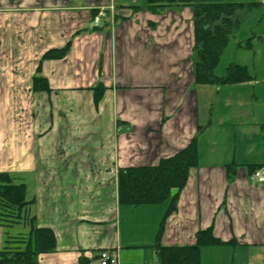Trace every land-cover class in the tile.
<instances>
[{"label":"crops","instance_id":"crops-1","mask_svg":"<svg viewBox=\"0 0 264 264\" xmlns=\"http://www.w3.org/2000/svg\"><path fill=\"white\" fill-rule=\"evenodd\" d=\"M145 4L0 0V23L29 17L30 36L41 33V56L72 41L64 58L43 62L52 88L45 92L49 113L59 122L70 119L68 128L59 127L64 140L50 138L53 124L39 142L2 149L0 141V172L32 189L27 214L57 237L56 250L40 254L39 264H78L83 255L99 264L101 249H118L121 264H158L152 246L168 202L120 204L118 171L157 164L184 149L200 128L199 164L167 218L162 243L192 244L197 231L213 225L217 237L237 243L204 247L201 261L264 264V183L251 176V165L264 166V76L244 64L254 76L249 82L197 84L192 8L173 6L165 14L134 8ZM99 10L106 16L94 26ZM100 81L106 91L95 106L92 87ZM233 162L238 168L229 182Z\"/></svg>","mask_w":264,"mask_h":264},{"label":"trees","instance_id":"trees-1","mask_svg":"<svg viewBox=\"0 0 264 264\" xmlns=\"http://www.w3.org/2000/svg\"><path fill=\"white\" fill-rule=\"evenodd\" d=\"M173 6L191 7L194 24V77L197 84L214 85L217 88L251 81L254 76L247 65L232 62L224 75H217L215 69L221 55L231 40L234 29L241 22L243 10L256 11L263 4L260 1L236 0H146L145 6H134L135 10L148 9L161 13ZM98 11L94 12V16ZM69 41L63 47L48 49L42 54L32 77L35 92L52 90L48 78L43 74V62L47 59L64 58L71 47ZM94 103L98 106L103 99L106 86L100 81L92 87ZM201 128L199 129V131ZM182 150L169 157L161 158L155 165L122 167L118 171V199L123 205L139 206L168 202L159 223L153 248L157 252L158 264H201L204 247L237 243L236 239L223 241L214 233L213 225L197 231L195 241L185 245H164L162 237L169 215L177 208L180 194L187 184L190 170L199 164L198 133ZM263 165H251V171ZM238 164H227L228 181L234 179ZM13 176L0 173V226H12L27 216V208L34 199H27V185L13 182ZM28 233L5 236L0 248V264H39L42 253L57 248L54 230L38 226L36 217H28ZM6 233V232H5ZM4 233V234H5ZM92 258L81 256L78 264H91Z\"/></svg>","mask_w":264,"mask_h":264},{"label":"rangeland","instance_id":"rangeland-1","mask_svg":"<svg viewBox=\"0 0 264 264\" xmlns=\"http://www.w3.org/2000/svg\"><path fill=\"white\" fill-rule=\"evenodd\" d=\"M236 1L247 2L251 0ZM256 1L262 2L263 6L260 9L256 11L243 10L239 14L241 22L234 29L231 40L221 55L219 64L215 69L217 75H224L228 65L235 62L250 66L253 74L258 75V79L264 76V0ZM168 9L160 14L167 13ZM174 11L179 12L177 8ZM28 18L26 17L27 20L20 22L14 21V17H10L5 23H0V141L2 140V149H4L6 143L9 145L14 141L28 144L36 140L39 142L42 140L40 138L47 133V128H51L53 124L55 131L52 133L53 136L51 134L49 136L52 140L61 141L64 140L61 138V132L65 130L59 127L61 125L65 129L69 127L67 121H70V119L65 118V116L59 118L63 123L59 122L58 119L53 120L54 113H49L51 109L53 111V105L47 97L48 92H35L32 88L31 77H33L34 67L41 56V49L38 45L45 40L43 37L41 38V33L40 35L37 33L32 37L30 36V33H28L30 28ZM249 42L252 46H249ZM35 46H37V49H35ZM261 90L264 91V85L261 86ZM76 121H73V126L77 125ZM60 149L62 150V146ZM9 151L10 149L4 150V153L1 154L7 155L11 153ZM20 179L19 176L17 181H22ZM13 182H15L14 179ZM31 192L32 189L28 191L27 199L30 198ZM138 213L139 210L134 213L135 218ZM30 216L28 214L21 222L13 223L12 226H2L5 228V236L28 233L30 227L26 222H29L28 217ZM153 218L154 216L151 214V219ZM128 221L129 219L125 218L124 223L127 224ZM201 264H207V261L203 259Z\"/></svg>","mask_w":264,"mask_h":264},{"label":"built area","instance_id":"built-area-1","mask_svg":"<svg viewBox=\"0 0 264 264\" xmlns=\"http://www.w3.org/2000/svg\"><path fill=\"white\" fill-rule=\"evenodd\" d=\"M105 12L100 10L93 18V24L98 25ZM252 177L260 183H264V167L255 168ZM99 264H121L118 249H103L98 254Z\"/></svg>","mask_w":264,"mask_h":264}]
</instances>
